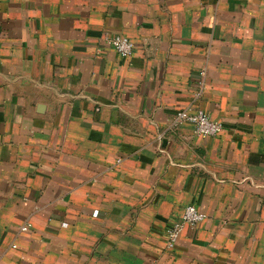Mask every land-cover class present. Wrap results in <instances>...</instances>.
Wrapping results in <instances>:
<instances>
[{"label":"crops","instance_id":"1","mask_svg":"<svg viewBox=\"0 0 264 264\" xmlns=\"http://www.w3.org/2000/svg\"><path fill=\"white\" fill-rule=\"evenodd\" d=\"M0 264H264V0H0Z\"/></svg>","mask_w":264,"mask_h":264},{"label":"built area","instance_id":"2","mask_svg":"<svg viewBox=\"0 0 264 264\" xmlns=\"http://www.w3.org/2000/svg\"><path fill=\"white\" fill-rule=\"evenodd\" d=\"M107 46L115 50L121 57H129L134 48V44L130 38L125 35L115 34L109 38L106 42ZM201 91L197 92L199 96ZM192 124L194 132L202 137H213L220 133L222 124L219 121L213 120L204 110L195 109L191 110L188 108L179 109L176 111L174 116V125ZM206 215L200 212L194 205H186L180 215V219L174 221L165 230V245L172 248L178 241L181 232L185 225L196 226L199 222L204 220ZM30 229L28 222L23 223L19 232H27ZM13 247L15 245H12Z\"/></svg>","mask_w":264,"mask_h":264}]
</instances>
